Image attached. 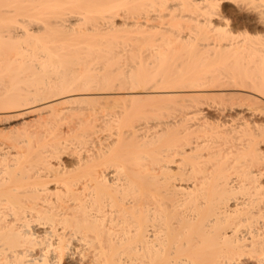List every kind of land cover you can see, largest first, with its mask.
<instances>
[{"label":"bare ground","instance_id":"bare-ground-1","mask_svg":"<svg viewBox=\"0 0 264 264\" xmlns=\"http://www.w3.org/2000/svg\"><path fill=\"white\" fill-rule=\"evenodd\" d=\"M113 2L0 0V112L28 108L27 116L34 107L44 126L40 132H0V264H53L61 245L64 264H80L84 254L95 259L91 233L105 210L111 243L106 239L99 264L165 259L154 247L129 246L144 239V231L130 234L142 221L146 230L149 214L158 224L174 225L162 245L184 231L196 241L186 254L206 264L223 259L228 229L239 219L259 250L264 182L258 173L264 160L258 153L242 158L250 140L259 143L260 130L209 127L199 106L206 100L221 111H264V50L250 45L229 52L199 29L209 0H124L135 7L120 33L103 23L110 11L104 5ZM148 17L152 22L145 27ZM189 37L198 40L195 47L183 42ZM177 61L183 77L212 71L220 86H143L150 78L180 79ZM236 78L245 85L239 89L254 96L177 94L233 89L228 84ZM154 90L173 93L142 95ZM163 111L179 118L160 132L137 129L141 120L164 117Z\"/></svg>","mask_w":264,"mask_h":264},{"label":"snow or ice","instance_id":"snow-or-ice-1","mask_svg":"<svg viewBox=\"0 0 264 264\" xmlns=\"http://www.w3.org/2000/svg\"><path fill=\"white\" fill-rule=\"evenodd\" d=\"M104 7L110 9L106 12L103 17V23L105 28L109 32L120 33L127 29L128 22L132 18L130 9L135 7L132 4L124 2V0H115L113 3L104 5ZM156 8H167V4L155 5ZM178 7V6H177ZM206 13L202 16L199 22V29L206 31L211 36L215 37L218 44L225 47L227 51L231 52L240 46L248 47L250 45H259L261 50H264V0H261L260 4L254 3V0H209L206 6ZM255 12V16H245L242 13ZM140 21H144V17L141 15L138 17ZM152 22V18L148 17L147 24ZM82 23L84 21L82 20ZM139 25H134L138 27ZM260 28L259 34L256 33L255 27ZM25 38H28L31 34L28 33V29L24 30ZM195 47L198 40L195 37H189L187 40L183 41ZM180 43V41H177ZM171 47V46H170ZM176 67L181 72V78L171 83H168L165 79L157 77L155 79H149V81L143 86L148 88H157L162 85L164 86H174V87H189V88H207L220 86L214 77L217 75L212 71H208L199 76H194L191 78H185L182 75L183 65L176 62ZM228 65L224 66V70H228ZM228 86L241 88L245 87L244 84L239 82V79H231ZM129 87L135 88L137 85L132 83ZM256 91V89H253ZM261 98L264 99V86L259 89ZM260 124H248L244 116H237L232 123L237 124V126L244 125L248 128H256L260 130L261 136L260 141L257 144L254 140L249 141L247 153L242 159L250 160L252 155L259 154L261 159L264 160V111H261ZM204 120V117L201 118ZM218 122L215 120H208L207 124L209 127L216 126ZM193 148L195 145L192 146ZM241 160H238L239 164ZM261 181L264 182V164L261 166L260 173ZM139 196V193H137ZM132 198L130 197V200ZM230 203L232 201H229ZM203 203V202H202ZM235 203L238 205L239 200L237 199ZM206 206V205H205ZM101 212L97 217V230L93 231L91 235L93 236L92 243L95 244V249L97 251L96 258L84 254L81 257L80 264H99V252H102L106 248V239L108 243H111V233L107 231V219L105 213ZM113 214L115 209L112 210ZM35 223L41 227H48L42 220H36ZM246 221L243 219L236 220L231 227L228 229L231 234V239L226 238V252L223 259L213 261L212 264H264V226H262V231L260 234L259 250H257V244L255 242V237L250 235L246 231ZM144 222L142 221L141 226L136 232L130 234L133 237L138 236L140 231H144V239H134L129 241V246L138 251L142 244L148 247H154L157 253L163 254L165 259L155 260V261H144L143 264H206L204 261H199L191 258L186 254L189 250L195 247V239L188 235L184 231H179L174 233V238L169 243L165 241V244H161V238L165 236L166 233H173L174 225L172 222L168 224H158L154 222L149 214L148 220L146 221V230L144 228ZM243 230V238H242ZM155 241L153 245L151 242ZM91 248L92 245L90 244ZM64 247L58 249L59 259H56L53 264H64L63 261ZM28 264H32L31 261ZM38 264V262H37ZM112 264H140L139 261L135 260H116Z\"/></svg>","mask_w":264,"mask_h":264},{"label":"rangeland","instance_id":"rangeland-1","mask_svg":"<svg viewBox=\"0 0 264 264\" xmlns=\"http://www.w3.org/2000/svg\"><path fill=\"white\" fill-rule=\"evenodd\" d=\"M250 13L246 12V13H242V15L245 14L246 16H249V17L253 16ZM234 88L233 89L232 88H227V89H224V90H222V89H211V90L204 89V90H199V91L186 90V91H178L177 94H213V95H218V94H221V93H225V94L227 93L229 95L230 94L231 95L238 94V95H241V96L242 95H246V96L252 95V96H254V94L250 93V91H247L245 89H239V88L237 89L236 87H234ZM158 93L170 94V93H173V92H171V91L158 92V91L154 90V91H149V92L143 93L142 95H144V96L147 95L149 97V96H152V95H156ZM231 97L232 96H230L229 98H231ZM255 97L260 98L259 96H256V95H255ZM260 99L264 101V99H262V98H260ZM238 102H239V100L236 101L235 103L239 104ZM211 105L214 106L211 101H206V100H204L200 104L199 107L203 111L202 115H201L202 117L206 116V118L209 119V120H214V119H215V121L218 120L217 121L218 123H221V124L225 123V124H227V126H229L231 124H234V126H237V125H235V123H232V121H234L237 116H244L245 120L247 122H249L250 124H260L261 123L260 115H259L261 113V111H260V113L257 111L258 112L257 113L256 111L249 110V108H247L246 106H244L245 108H243L242 106H241V108H240V106L239 107L234 106V107H229V108H233V109H229L228 108L225 111L224 110L221 111L215 106L214 107H210ZM32 108L35 109V110H33ZM32 108L30 107L29 109L30 110L32 109L34 112L32 111L31 113L27 114V116L26 115L23 116V112H26L28 110V108H25L27 110H23V108H22L23 111H21V110L19 111V109H18L17 112L16 111L15 112L14 111H5V112L1 111L0 113H2V112L3 113L1 114L0 118H2V116H3V118H6V119H0V121H1L0 122V130H1L0 132H5V133H7V132H31V131L40 132L41 131L40 129H43L42 127H44L43 124H42L43 121L40 119L39 113L36 111V108H34V107H32ZM6 112H9V114L7 115ZM10 112H12V113H10ZM28 112H29V110L26 113H28ZM163 112L166 113L165 111H163ZM19 113H21L22 115L18 116ZM178 115L179 114L177 112L173 111V112H170V113H166L164 115V117H160L159 119L147 118L145 120H141L140 122H138L136 124L137 125V129H139L141 131H145V132H160V130H162V128L164 127L165 122L167 124L172 122V124H173L175 122L174 121L175 118ZM5 116H7V117H5ZM8 116H10V117H8ZM99 117H101V115H99ZM7 118H9V119H7ZM86 118H87V116H84L81 119H86ZM93 118L96 120V117H93ZM178 118H179V116H178ZM97 120H100L98 118V115H97ZM101 120H103V119L101 118ZM75 122L78 123L79 121H75ZM97 122H98V124L101 123V122L99 123V121H97ZM38 128H39V130H37ZM44 129H46V128H44ZM44 131H46V130H44Z\"/></svg>","mask_w":264,"mask_h":264}]
</instances>
